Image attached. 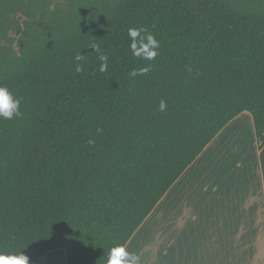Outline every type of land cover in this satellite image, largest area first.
Instances as JSON below:
<instances>
[{
  "label": "trees",
  "instance_id": "16d2710c",
  "mask_svg": "<svg viewBox=\"0 0 264 264\" xmlns=\"http://www.w3.org/2000/svg\"><path fill=\"white\" fill-rule=\"evenodd\" d=\"M130 26L157 34L154 61L132 56ZM145 63L146 75L130 76ZM0 84L23 113L0 118V251L29 264L60 248L68 264H101L245 111L264 180V0H86L52 30L24 35Z\"/></svg>",
  "mask_w": 264,
  "mask_h": 264
},
{
  "label": "crops",
  "instance_id": "0c3cea01",
  "mask_svg": "<svg viewBox=\"0 0 264 264\" xmlns=\"http://www.w3.org/2000/svg\"><path fill=\"white\" fill-rule=\"evenodd\" d=\"M227 132L244 144L239 162L225 153L234 141ZM127 245L141 264H264V180L251 113L219 132ZM36 264H68L66 250L49 251Z\"/></svg>",
  "mask_w": 264,
  "mask_h": 264
},
{
  "label": "clouds",
  "instance_id": "9594fccd",
  "mask_svg": "<svg viewBox=\"0 0 264 264\" xmlns=\"http://www.w3.org/2000/svg\"><path fill=\"white\" fill-rule=\"evenodd\" d=\"M127 36L129 38V49L134 58L145 62L154 61L160 54L161 41L157 38V34L149 31L145 27L130 26L127 28ZM92 50L99 54V72L104 73L108 69V56L101 52L99 46L92 45ZM85 56L77 52L74 57L76 62L75 71L82 72ZM151 70V64L145 65L139 69H133L130 72L131 77L144 76ZM192 71L191 68L188 69ZM160 112L167 110V102L160 100ZM23 115L21 111V98L16 96L6 85L0 84V118L11 120L19 118ZM93 143V141H89ZM101 264H141L139 254L129 251L126 242L113 239L107 248ZM0 264H29V257L23 251L2 252L0 251Z\"/></svg>",
  "mask_w": 264,
  "mask_h": 264
},
{
  "label": "rangeland",
  "instance_id": "374dc122",
  "mask_svg": "<svg viewBox=\"0 0 264 264\" xmlns=\"http://www.w3.org/2000/svg\"><path fill=\"white\" fill-rule=\"evenodd\" d=\"M85 2L86 0H0V63L19 55L20 41L24 35H37L52 30L66 21ZM239 146L243 148L244 144ZM225 153L227 154L226 151ZM243 158L241 149L237 161Z\"/></svg>",
  "mask_w": 264,
  "mask_h": 264
},
{
  "label": "bare ground",
  "instance_id": "6f19581e",
  "mask_svg": "<svg viewBox=\"0 0 264 264\" xmlns=\"http://www.w3.org/2000/svg\"><path fill=\"white\" fill-rule=\"evenodd\" d=\"M226 134H231V139H233V143L231 145H227L225 151L227 152V155L230 154L231 159H235V160H239V154H240V150L242 148H240L239 145H241L243 142L241 141V139L239 138V135H235V133H226ZM249 134V131L246 132V134L244 133L243 136H247ZM227 136V135H226ZM238 146V148H237ZM239 162V161H238Z\"/></svg>",
  "mask_w": 264,
  "mask_h": 264
}]
</instances>
